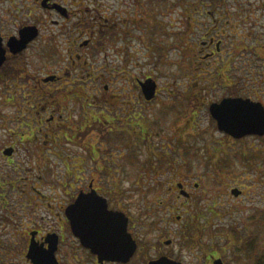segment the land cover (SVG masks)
Returning <instances> with one entry per match:
<instances>
[{
    "label": "flooded vegetation",
    "instance_id": "flooded-vegetation-1",
    "mask_svg": "<svg viewBox=\"0 0 264 264\" xmlns=\"http://www.w3.org/2000/svg\"><path fill=\"white\" fill-rule=\"evenodd\" d=\"M26 29L36 36L12 51L9 43ZM166 37L175 40L166 46ZM245 40L253 45L239 43ZM0 47V89L9 94L0 97V108L10 109L0 110V130L6 128L8 138L0 145V264H48L49 250L54 264H264L253 241L232 247L224 261L210 242L186 248L190 243L165 239V218L139 208L143 195L117 193L118 170L103 165L100 155L110 145H132L133 132L154 133L144 121L134 131L127 120L157 100L159 84L144 74L169 63L179 67L168 58L176 48L191 58L186 67L197 69L195 62L201 73H229L235 52L249 51L253 70L246 82L254 94L243 98L264 105V0H0ZM27 56L46 63L32 69ZM133 70L142 76H131L119 92L118 75ZM147 79L156 81L150 101L141 87ZM113 123L114 134L107 131ZM63 141L80 152L74 162L64 159L66 171L56 178L48 154L60 156L53 150ZM216 168L224 171L218 178L235 174L232 163ZM183 190L190 200L184 184ZM169 192L183 199L175 185Z\"/></svg>",
    "mask_w": 264,
    "mask_h": 264
},
{
    "label": "rangeland",
    "instance_id": "rangeland-1",
    "mask_svg": "<svg viewBox=\"0 0 264 264\" xmlns=\"http://www.w3.org/2000/svg\"><path fill=\"white\" fill-rule=\"evenodd\" d=\"M179 23L182 30V23ZM173 26V30H177L179 24L175 23ZM172 40L175 39L166 37L164 44L167 46L173 43ZM237 43L225 45V52L232 51L229 44ZM239 43L246 48L253 45L252 40ZM173 51L168 58L180 61V66L169 63L157 73L144 74L155 77L161 89L160 95L150 104L137 107L132 118L127 120L137 126L133 125L134 131L139 130L142 121L146 122L154 130L153 135L151 136L149 132L139 134L136 131L132 135V145L127 141L126 146L110 145L105 151L101 147V158L106 159L101 165L104 163L103 165L118 170V175L114 174L118 184L117 193L125 191L133 195H143L145 207L139 206V208L157 211L158 215L165 218L164 232L162 231L161 234L165 239L176 238L181 243H190L184 246L186 248L190 247L192 242H210L217 254L226 261L228 251L232 249L227 244L232 243L221 228L232 226L246 228L243 232L256 235L253 237V242L256 250L260 252L261 261L264 262V218L262 217L264 216V158L261 160L264 154V136H246L234 140L214 128V120L208 109L213 102L231 97V86L240 97H252L253 85L249 80L246 82V79L251 78L253 70L249 66L251 54L247 50H241L239 53L236 51L234 56H238L235 58L232 70L224 73L223 79L214 75L215 71L201 73L200 65L195 62L193 66L197 69L186 67L191 64V58H188L183 47L181 50L176 48ZM197 60L196 58L195 61ZM28 61L32 69L33 66H36V69L43 67L46 63L45 58L35 56L28 57ZM244 69H250V72ZM131 76L141 77L142 74L133 70L132 75H125V78L118 75L116 87H119L117 89L119 92H122L127 82L132 81ZM203 79L211 82L210 88L194 89L191 84L203 85ZM227 80H230V83H227ZM7 92L8 90L0 89V97L3 94L8 96ZM0 103L3 104L2 100ZM0 110L8 113L10 109L2 105ZM128 122L127 127L130 128ZM115 126L116 123L111 124V128L107 131L119 132ZM6 130V128L0 130V145L5 144L8 139ZM54 151H58L60 156L48 154V161L51 166L55 164L53 167V171H57L55 177L60 178L58 172L66 171L62 162L64 159L69 162L76 161L80 147H73L63 141ZM186 151L190 153L187 158L184 156ZM239 153L256 154L259 160L254 162L238 160L235 155ZM124 155L128 157L125 158ZM220 163H232L234 170L231 173L235 174L227 175V178H224V175L218 178V173H224L216 168ZM178 183H183L185 189L192 194L190 200L186 201L185 197L176 199L169 192V188L174 185L179 189ZM232 189L239 191L242 189L245 195L240 198V191L238 196H234ZM48 192L52 191L48 190ZM158 198L165 200L162 206ZM216 233H219V239L212 237ZM186 258H189L187 253Z\"/></svg>",
    "mask_w": 264,
    "mask_h": 264
},
{
    "label": "water",
    "instance_id": "water-1",
    "mask_svg": "<svg viewBox=\"0 0 264 264\" xmlns=\"http://www.w3.org/2000/svg\"><path fill=\"white\" fill-rule=\"evenodd\" d=\"M35 36L36 33H31L29 29H26L19 40H13L9 45L12 51H21ZM4 57V52L0 47V66L4 61ZM141 87L145 99L147 101L152 100L155 96L156 82L152 79H147L141 82ZM209 113L216 122L217 129L233 139H241L245 136H264V106L260 102H254L241 97H226L219 102L210 104ZM177 187L182 189V184L178 183ZM231 192L234 196H238L240 193L239 190L235 189H232ZM180 194L188 196L183 190H180ZM72 226L74 234L83 239V234L85 233L78 232L76 224H72ZM122 231H125V226ZM86 244L87 246L90 245V243ZM53 261V251L49 250L48 264H54ZM215 263L219 264L221 260L218 259Z\"/></svg>",
    "mask_w": 264,
    "mask_h": 264
},
{
    "label": "trees",
    "instance_id": "trees-1",
    "mask_svg": "<svg viewBox=\"0 0 264 264\" xmlns=\"http://www.w3.org/2000/svg\"><path fill=\"white\" fill-rule=\"evenodd\" d=\"M209 74H212V73H209ZM208 74V75H209ZM213 74L214 75H216L217 77H222L223 79H224V73H222V72H213ZM210 77V76H209ZM202 78H204V76H202ZM204 80V79H203ZM204 83H203V85H200V84H194V83H192L191 85H193V88L194 89H196V87H197V90H204V89H206V88H210L209 86H211L212 84H211V82L209 81V80H204L203 81ZM227 82H228V80H227ZM193 88H191V89H193ZM230 89H231V92H230V95L231 96H234V95H236V92H235V89H234V87L233 86H231L230 87ZM196 98H199V97H196ZM213 126H214V128H216L215 127V123H214V121H213ZM261 154H263L262 152H261ZM184 156L187 158V157H189L190 156V153L188 152V151H186L185 152V154H184ZM236 156V158L238 159V160H242V161H246V162H254V161H256V160H259V159H257V158H259V156H257L256 154H251V153H239L238 155H235ZM264 158V154L262 155V157H261V160ZM158 186H160V185H158ZM159 189V188H158ZM162 201V202H161ZM163 201H165V200H163V199H161V198H158V202H160L161 204V206H162V204H163ZM263 218H264V216H262ZM262 220V219H261ZM222 231L223 232H225L224 231V229L222 228ZM228 234H229V236H227L228 237V240H229V242L230 243H232V244H227L228 245V247H230V248H232V246H233V248L234 247H237V245H239V244H242V243H245V242H252L253 241V238H248V236H241L240 234H239V232L237 231V229H235L234 228V226H232L231 228H229V230H228ZM255 240V239H254ZM227 248V247H226ZM227 250V249H226Z\"/></svg>",
    "mask_w": 264,
    "mask_h": 264
},
{
    "label": "snow or ice",
    "instance_id": "snow-or-ice-1",
    "mask_svg": "<svg viewBox=\"0 0 264 264\" xmlns=\"http://www.w3.org/2000/svg\"><path fill=\"white\" fill-rule=\"evenodd\" d=\"M102 215H103V216H105V215H106V213H104V211H103V212H102Z\"/></svg>",
    "mask_w": 264,
    "mask_h": 264
}]
</instances>
